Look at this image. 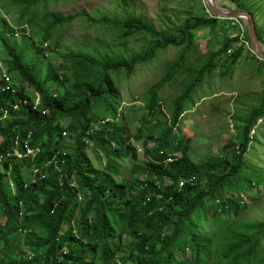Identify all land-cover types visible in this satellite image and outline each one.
I'll use <instances>...</instances> for the list:
<instances>
[{
	"label": "trees",
	"instance_id": "16d2710c",
	"mask_svg": "<svg viewBox=\"0 0 264 264\" xmlns=\"http://www.w3.org/2000/svg\"><path fill=\"white\" fill-rule=\"evenodd\" d=\"M49 1L5 0L4 12L15 18L13 23L0 21V43L14 82L9 89L0 84V264H208L212 256L213 264H264V221L231 223L232 215L239 217L249 207L250 190L260 187L246 156L252 131L264 122V97L249 125L237 127L239 134L225 142L218 156L192 162V139L182 130L191 95L245 52L239 48L229 54L240 42L229 34L232 20L190 17L158 30L133 14L96 19L87 12H53ZM230 1L253 15L264 47V28L256 21L260 10L257 14L244 0ZM80 19L110 26L122 43L139 35L150 42L140 56L127 60L102 50L59 53L61 33ZM18 29L25 30L24 37ZM204 30L214 38L224 31L226 39L194 68L190 58L196 34ZM170 47L180 50V56L148 90L146 113L135 133L126 134L119 109L115 118L96 125L95 104L121 98L115 74L131 79L140 65ZM51 56L59 62L44 71L43 59ZM182 77L190 83L168 116L161 92ZM29 134L43 153L35 160H19L14 157L16 140ZM65 135L73 136V144L66 143ZM91 145L105 151V168L95 167ZM137 145L144 165L138 164ZM113 156L132 160L128 177ZM223 232L224 243L218 240Z\"/></svg>",
	"mask_w": 264,
	"mask_h": 264
},
{
	"label": "rangeland",
	"instance_id": "374dc122",
	"mask_svg": "<svg viewBox=\"0 0 264 264\" xmlns=\"http://www.w3.org/2000/svg\"><path fill=\"white\" fill-rule=\"evenodd\" d=\"M244 1L257 14L260 10L256 21L260 28H264V0ZM216 2L217 6L225 11H239L230 0H216ZM4 3L5 0H0V21L6 19L13 23L15 16L4 12ZM49 10L65 15L87 12L96 19L117 16L124 18L133 14L144 18L158 30L177 27L190 17H211L207 12L204 0H50ZM243 22L247 27L246 21ZM27 31H30V28H27ZM24 33V29H18L20 38L24 37ZM229 34L232 37H239L242 33L239 28L232 27L231 23ZM118 35V32L111 29L110 26L92 25L86 19H80L67 25L61 33L58 52L65 54L73 50L91 54L95 50H102L109 52L118 60H127L129 57L140 56L150 42L149 39L139 35L128 43H122L118 40ZM196 37L197 48L190 58L194 68L206 61V54L208 56L209 53L218 51L226 39L224 31L216 38L211 37L208 30L199 31ZM240 48L245 49L242 58L236 63H230L228 68L218 69L213 78L206 79L186 103L187 112L183 118L182 130L192 139L189 158L194 163L218 156L225 146V142L231 138L235 139L239 134L238 129L242 130L249 125L253 111L262 105L264 64L259 63L254 56H251L248 53V48ZM179 56L180 50L170 47L159 52L155 60L140 65L131 79H125L124 76L117 78L118 75L115 74L114 78H116L121 98L95 104L92 116L96 125L103 119L115 118L119 109L126 134L133 135L135 129L141 125V118L146 113L145 97L148 90L163 78L167 68ZM56 59L52 56L49 60L43 59V70L46 71L52 62H57ZM225 71L230 73L227 78L222 76ZM189 83L188 78L182 77L161 92L164 101L163 107L168 116L171 114L173 102L182 96V92ZM64 137L67 144H73V136L65 135ZM137 146L139 147L138 164L144 165L146 158L143 156L141 145ZM89 155L96 168L106 167L108 156L105 151L91 145ZM113 159L117 161L122 175L128 177L133 165L132 160L130 158L120 159L118 156H113ZM246 162L253 166V168L249 167V173H253L252 178L258 182L260 187L255 186L257 191L252 189L248 193L249 207L243 214L239 217L231 216V223L243 225L264 221V122L256 130L249 154L246 156ZM256 192L258 193L256 194ZM236 227L234 226L233 229H237ZM225 237L226 232H223L218 240L224 243L222 239ZM262 248H264V241ZM212 257L208 264H213ZM208 260L209 258L205 257V261Z\"/></svg>",
	"mask_w": 264,
	"mask_h": 264
},
{
	"label": "built area",
	"instance_id": "2783aa9c",
	"mask_svg": "<svg viewBox=\"0 0 264 264\" xmlns=\"http://www.w3.org/2000/svg\"><path fill=\"white\" fill-rule=\"evenodd\" d=\"M208 9V8H207ZM208 14L211 16V17H216L212 12H210L209 10H207ZM232 27H237L239 28V30L241 31V36L239 35L240 37V42L239 44L232 48L229 52L230 56H233L234 53H236V51L240 48V47H245V48H248V51H250L253 56L261 63L264 64V60L259 58L257 56V54L252 50V47H251V44L249 42V40H247V27L245 26L244 22L245 20L243 19H232ZM232 34V32H231ZM13 80L12 78L10 77L9 73H8V67H7V64L5 62V56H4V53H3V48L1 46V43H0V84H3L6 86L7 89H9L11 87V85L13 84ZM6 90V89H5ZM39 104V102H38ZM38 104L36 105V107H38ZM262 123V121H259ZM257 124V127L261 124L259 123ZM256 133V128L252 131V134H255ZM32 141H33V136L32 134H29L28 137L26 139H23L21 136L17 138L16 140V148H15V151H14V157L19 159V160H26V159H32V160H35L37 158H39L42 153H43V149L41 146H35L32 144ZM89 142V141H88ZM238 149L240 150V146L238 145ZM55 159H56V156L54 157L53 161L55 162ZM177 159H174V161H176ZM173 159H168V163L172 162ZM56 169L58 171H61V167L59 164H57L56 166ZM35 173L36 174H39L40 171L39 170H35ZM43 178H45L43 176ZM191 183L194 181V178H192L191 180ZM75 185L72 184V187H74ZM184 186V182L181 183V187ZM80 198V196H79ZM243 205H246L248 204V200L244 197V202L242 203ZM31 256V255H30ZM33 259L34 256L32 255L31 256Z\"/></svg>",
	"mask_w": 264,
	"mask_h": 264
},
{
	"label": "water",
	"instance_id": "95a60500",
	"mask_svg": "<svg viewBox=\"0 0 264 264\" xmlns=\"http://www.w3.org/2000/svg\"><path fill=\"white\" fill-rule=\"evenodd\" d=\"M208 10L219 19H243L247 23L252 50L257 56L264 60V49L259 42L253 15L246 11H225L217 6L215 0H204Z\"/></svg>",
	"mask_w": 264,
	"mask_h": 264
},
{
	"label": "bare ground",
	"instance_id": "6f19581e",
	"mask_svg": "<svg viewBox=\"0 0 264 264\" xmlns=\"http://www.w3.org/2000/svg\"><path fill=\"white\" fill-rule=\"evenodd\" d=\"M215 2H216V0H215ZM217 3V2H216ZM249 38V37H248Z\"/></svg>",
	"mask_w": 264,
	"mask_h": 264
}]
</instances>
